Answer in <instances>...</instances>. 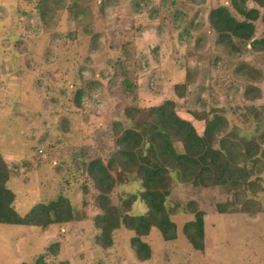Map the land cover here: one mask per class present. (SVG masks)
Masks as SVG:
<instances>
[{
    "label": "rangeland",
    "instance_id": "374dc122",
    "mask_svg": "<svg viewBox=\"0 0 264 264\" xmlns=\"http://www.w3.org/2000/svg\"><path fill=\"white\" fill-rule=\"evenodd\" d=\"M43 1L0 0V152L12 168L7 185L20 214L61 194L87 217L47 230L0 224V264L32 263L54 241L60 246L57 259L69 264H264L262 210H241L238 202L234 206L240 210L230 205L220 212L217 205L231 193L175 178L166 201L176 238L164 240L152 229L143 236L151 256L140 260L130 246L133 232L121 227L113 232L112 246L103 248L95 242L93 217L100 212L95 189L83 191L86 176L72 163L79 150L90 159L100 149L116 147L115 121L122 128L133 126L165 99L178 102L176 113L199 134L203 115L214 112L226 118L227 130L233 125L241 133L253 130L256 121L247 107L264 105V48L248 44L232 50L218 41L208 13L229 0H45L52 10L46 22L37 8ZM254 38H264V18L256 21ZM125 50V73L135 84L130 90L121 84L122 69L108 64ZM94 79L100 83L86 90L78 107L75 86ZM177 82L187 85L182 97L173 87ZM247 86L259 94L247 97ZM127 106L138 107L132 119L126 118ZM62 118L69 121L67 130ZM174 146L183 151L179 141ZM116 176L110 197L122 207L140 185L123 169ZM257 195L262 205L264 195ZM194 206L204 211L203 249L194 248L183 232ZM146 210L136 198L129 213Z\"/></svg>",
    "mask_w": 264,
    "mask_h": 264
},
{
    "label": "trees",
    "instance_id": "16d2710c",
    "mask_svg": "<svg viewBox=\"0 0 264 264\" xmlns=\"http://www.w3.org/2000/svg\"><path fill=\"white\" fill-rule=\"evenodd\" d=\"M248 1L254 5L250 6ZM37 8L41 19L46 22L52 13L48 3L44 0ZM262 9L264 0H229L227 5L221 3L210 8L209 25L218 41L232 50H240L248 44L252 49L260 50L264 48V38L255 39L254 36L256 21L264 18ZM46 15L49 16L47 19ZM191 24H186L185 29ZM127 59L125 50L120 59L115 63L109 59L108 64L111 67L118 65L122 69L124 78L121 84L125 90H130L135 84L131 85L125 73ZM99 83V79L88 82L81 80L73 90L75 105L80 107L86 90ZM186 86L185 82H177L173 87L177 95L182 97ZM244 92L250 98L254 97L252 93L259 94L258 89L250 86ZM177 105L176 100L165 99L149 107L143 120H133V126L126 128L121 127V122L115 121L113 134L117 135V139L114 148L100 149L90 159H84L81 150L73 153L72 163L86 176L88 182L82 184L83 191L95 189L94 202L100 209L93 217L94 227L98 229L95 242L103 248L112 246L113 232L121 227L133 232L130 246L140 260H147L151 256L150 246L143 236L152 229H157L164 240L176 238L177 225L170 217L166 201L174 178L196 187H219L231 193L224 204L217 205L220 212H225L231 205L236 210L248 208L249 211L262 210L264 213V203L261 205L254 199L258 193L264 195V131L259 133L264 127V105L247 107L256 121L255 127L248 133H241L236 125L227 130L226 118L214 112L212 115H203L202 134L196 131L188 119L176 113ZM136 112L137 106L125 108L128 119L134 118ZM195 115L202 119L197 113ZM60 124L67 130L69 121L62 118ZM174 141L181 143V153L176 150ZM118 169L134 174L140 185L138 194L128 193L122 201V207L112 203L110 197L118 183ZM12 173L11 166L0 152V224L38 226L47 230L54 224L64 225L87 217L83 209L74 206L61 194L50 201L38 202L20 214L14 205L15 194L7 185ZM136 198L146 204L147 210L130 214L129 209ZM238 202L242 206L240 209L234 206ZM192 209L194 218L184 223L183 232L194 248L203 249L204 211L196 206ZM59 247L58 241L51 242L44 253L38 254L29 264H69L67 259H57ZM46 257L51 258L49 262Z\"/></svg>",
    "mask_w": 264,
    "mask_h": 264
}]
</instances>
